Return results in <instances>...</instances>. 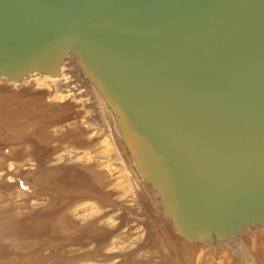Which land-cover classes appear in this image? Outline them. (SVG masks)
<instances>
[{
    "label": "water",
    "instance_id": "1",
    "mask_svg": "<svg viewBox=\"0 0 264 264\" xmlns=\"http://www.w3.org/2000/svg\"><path fill=\"white\" fill-rule=\"evenodd\" d=\"M69 55L187 241L264 225V0H0L2 77Z\"/></svg>",
    "mask_w": 264,
    "mask_h": 264
},
{
    "label": "rangeland",
    "instance_id": "2",
    "mask_svg": "<svg viewBox=\"0 0 264 264\" xmlns=\"http://www.w3.org/2000/svg\"><path fill=\"white\" fill-rule=\"evenodd\" d=\"M151 188L76 56L0 75V264H264V225L187 241Z\"/></svg>",
    "mask_w": 264,
    "mask_h": 264
},
{
    "label": "bare ground",
    "instance_id": "3",
    "mask_svg": "<svg viewBox=\"0 0 264 264\" xmlns=\"http://www.w3.org/2000/svg\"><path fill=\"white\" fill-rule=\"evenodd\" d=\"M79 58V61L81 60V56H79L78 57ZM82 64V63H81ZM83 69H84V71H85V73L86 74H88L90 77H91V75H90V73H89V71H88V69H87V67H86V65L84 66L83 65V67H82ZM45 79H48L47 77H44ZM99 92H101V91H99ZM101 95L103 96V99H104V101L106 102V104L108 105V107L110 108V109H112L111 108V106H110V104H109V102H108V100L105 98V96L102 94V92H101ZM111 111H113V110H111ZM114 113V112H113ZM116 117V116H115ZM107 119V118H106ZM117 119V118H116ZM119 127H120V125H119ZM120 129H121V127H120ZM122 130V129H121ZM123 133V132H122ZM123 138H124V140L126 141V139H125V137H124V134H123ZM128 145V144H127ZM141 175H142V173H141ZM143 176V175H142ZM144 178V177H143ZM153 189V188H152ZM154 191V190H153ZM155 192V191H154ZM164 208V210L166 209L167 210V208L166 207H163ZM175 218V217H174ZM177 230V229H176ZM179 233V232H178ZM180 234V233H179ZM181 235V234H180ZM183 238H184V236L183 235H181ZM185 239V238H184ZM198 242V241H197Z\"/></svg>",
    "mask_w": 264,
    "mask_h": 264
}]
</instances>
